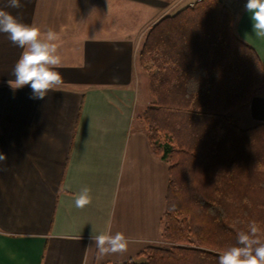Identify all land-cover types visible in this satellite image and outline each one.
I'll list each match as a JSON object with an SVG mask.
<instances>
[{"label":"crops","instance_id":"crops-1","mask_svg":"<svg viewBox=\"0 0 264 264\" xmlns=\"http://www.w3.org/2000/svg\"><path fill=\"white\" fill-rule=\"evenodd\" d=\"M192 1L21 0L22 9H6L57 32L63 83L44 99L30 98V86L13 90L8 81L22 49L0 33V153L7 157L0 165V264L136 261L159 241L167 164L151 152L137 118L150 101L141 99L146 74L138 53L151 26ZM223 2L234 34L264 66V38L253 32L247 0ZM262 88L239 108L247 112L230 114L240 127L264 123ZM85 186L92 202L76 208L74 195ZM109 228L131 242L126 252L98 258L90 238Z\"/></svg>","mask_w":264,"mask_h":264},{"label":"trees","instance_id":"trees-1","mask_svg":"<svg viewBox=\"0 0 264 264\" xmlns=\"http://www.w3.org/2000/svg\"><path fill=\"white\" fill-rule=\"evenodd\" d=\"M231 23L223 0H199L143 39L150 101L137 118L167 164L164 244L115 264H218L252 221L264 240V123L242 128L230 117L264 87V66Z\"/></svg>","mask_w":264,"mask_h":264},{"label":"clouds","instance_id":"clouds-1","mask_svg":"<svg viewBox=\"0 0 264 264\" xmlns=\"http://www.w3.org/2000/svg\"><path fill=\"white\" fill-rule=\"evenodd\" d=\"M21 0H7L5 8H0V33H5L9 41L22 49L12 75L14 79L8 84L13 90L30 86L32 99H44L49 92L55 91L63 83L59 69L62 66L58 51V34L52 29L42 31L14 16L7 8L22 9ZM245 9L251 14L253 32L258 38H264V0H247ZM5 154L0 153V165L6 161ZM0 171L4 168L0 166ZM91 189L82 187L74 195L76 208H84L92 202ZM260 229L255 221L248 225V231L237 234L238 246L224 250L218 257V264H264V240H261ZM97 250V257L123 253L131 242L122 232L112 234L110 228L106 232L94 234L90 238ZM91 248V245L89 246Z\"/></svg>","mask_w":264,"mask_h":264},{"label":"rangeland","instance_id":"rangeland-1","mask_svg":"<svg viewBox=\"0 0 264 264\" xmlns=\"http://www.w3.org/2000/svg\"><path fill=\"white\" fill-rule=\"evenodd\" d=\"M141 87H142V89H141V94H142V97H141V99L142 100H145L146 98H148L149 100H150V95H149V92H148V89H147V78L145 79L144 77L142 78V84H141ZM262 89H264V88H262ZM141 100V101H142ZM143 108V105H141L140 106V109H142ZM247 107H244V108H242V109H239V110H237L236 111V114L237 115H239L241 112H243V111H248L249 109H246ZM235 116V115H234ZM234 120L236 121V123L237 124H239V125H245V124H241L240 122H239V120H237V118H236V116L234 117ZM157 245H160V244H164V242H161V241H158L157 243H156ZM144 260V257H139V258H137L136 259V261L137 262H141V261H143Z\"/></svg>","mask_w":264,"mask_h":264},{"label":"built area","instance_id":"built-area-1","mask_svg":"<svg viewBox=\"0 0 264 264\" xmlns=\"http://www.w3.org/2000/svg\"><path fill=\"white\" fill-rule=\"evenodd\" d=\"M196 1H199V0H193L189 5H193Z\"/></svg>","mask_w":264,"mask_h":264}]
</instances>
